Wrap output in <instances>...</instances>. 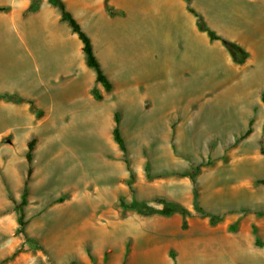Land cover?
<instances>
[{
	"label": "rangeland",
	"instance_id": "obj_1",
	"mask_svg": "<svg viewBox=\"0 0 264 264\" xmlns=\"http://www.w3.org/2000/svg\"><path fill=\"white\" fill-rule=\"evenodd\" d=\"M26 1L0 0V6L13 3L17 11L14 20L9 9L0 11V32L20 27ZM38 2L39 13L51 20L60 16L48 0ZM110 4L115 10H107L112 20L104 28L111 29V37L101 31L95 38V53L113 84L110 91L96 84L84 58V71L68 84L41 82L38 93L30 67L6 58V46L15 38L0 35V82L33 96L35 106L28 117L8 115L3 106L7 114L0 118V264H168L165 257L176 260L175 238L214 229L249 238L257 255L248 252L242 260L264 264V244H255L257 236L264 242V184L259 182L264 178V0H190L211 29L243 47L248 57L242 64L198 28L187 0ZM168 84L179 92L172 93ZM96 85L102 99L92 92ZM99 110L105 112L102 121ZM115 113L135 173L132 189L113 138ZM32 137L25 239L17 231L15 208ZM188 172L195 174V183ZM195 188L202 212L193 206ZM157 197L190 209L186 228L179 213L142 215L129 206L136 200L160 208ZM116 227L123 230L105 240L103 234ZM179 259L184 264L229 260L206 251Z\"/></svg>",
	"mask_w": 264,
	"mask_h": 264
},
{
	"label": "crops",
	"instance_id": "obj_2",
	"mask_svg": "<svg viewBox=\"0 0 264 264\" xmlns=\"http://www.w3.org/2000/svg\"><path fill=\"white\" fill-rule=\"evenodd\" d=\"M64 2L91 37L94 50L98 53L95 47L97 33L103 31L106 34L108 32L109 37L112 34L111 29L104 28L105 24L109 23L110 25L112 20L105 7V0H64ZM30 3L31 0L26 1V6L21 11L20 27L16 31H1L0 35L7 39L10 37L11 39L15 38L13 46H6L5 50L8 54L6 58L10 60L12 57L14 61L30 67L33 83L35 82L39 93L41 82L50 85V81H55L62 87L72 80V75L77 71L81 74L84 71L85 56L80 50V44L74 35L75 33L71 28L69 29L61 23L65 21H62L60 16L51 20L44 13H39L42 4H39L36 9L28 11L27 8ZM5 5L9 6L11 18L14 20L17 12L14 4L6 2ZM148 37L150 38V35ZM11 42L9 41V43ZM6 93L19 95L26 100L8 101L0 98V118H4L7 112H9L8 115L13 113H19L21 116L25 115V117L31 115L30 101L34 100L33 96L24 95V92L17 90L15 85L10 86V84L6 85L0 82V94ZM3 106L8 108L6 114H4ZM1 133H4V131ZM240 234L231 235L214 229L207 233L196 234L197 236L175 238L174 241L177 246L176 260L174 261L171 256L168 259L165 257V260L168 264H184L179 259L180 255L184 254L186 257L190 252L201 254L202 251H206L214 256L223 255L227 257L229 260L226 264H245L241 256L248 254V252L257 255V250L249 238L241 237ZM205 241H209V244H203Z\"/></svg>",
	"mask_w": 264,
	"mask_h": 264
},
{
	"label": "trees",
	"instance_id": "obj_3",
	"mask_svg": "<svg viewBox=\"0 0 264 264\" xmlns=\"http://www.w3.org/2000/svg\"><path fill=\"white\" fill-rule=\"evenodd\" d=\"M39 0H31L30 5L28 6L27 10H34L38 7ZM50 4L53 6H56L60 11V19L62 21H65L69 24L71 30L77 34L78 38L81 41L82 44V51L85 56V62L86 64L91 67L95 71V82L96 84H101L105 91H110L113 87V84L107 74L104 72L101 63L94 51L93 43L91 40V37L88 35V33L83 29L82 25L79 23V21L74 17L73 13L67 8L64 0H48ZM188 4L190 3V0H187ZM105 7L108 11L114 12V7L109 3V0H105ZM9 9V6L2 5L0 6V11H6ZM188 10L195 14L197 17V26L200 30L205 31L209 38L211 40H220L230 51V54L232 56V59L234 62L238 64H242L247 59L248 55L246 51L243 49L242 46L235 42H231L223 37H221L215 30L211 29L202 16L197 13L193 7L189 4ZM92 92L97 99H102L103 94L98 89L97 85L92 89ZM0 98H4L8 101H24L26 99H23L19 96L13 95V94H0ZM31 108L34 110L35 106L32 101H30ZM114 121L115 125L113 128V138L114 141L117 143L119 149L123 153V158L125 161V164L129 170L130 178L128 179V184L130 185V188L132 186V182L135 177V173L132 170L130 166V160L128 158V148L126 145V142L122 136L121 130H120V116L118 113L114 114ZM251 124V123H250ZM251 132V127L245 132V135H248ZM36 139L32 137L27 142V152L25 154L26 162H27V168L26 173L23 179L22 184V190L20 193V201L16 203L15 211L17 212V221H18V233H20L25 239H29L25 227L27 222L25 221V214H24V208L27 205L28 202V195H29V183L31 180V176L33 174V158H34V148H35ZM261 152L264 153V148H261ZM145 171L147 172V175H149L150 172V165L147 163L145 167ZM195 183L194 176L195 174L192 172H188L187 174ZM260 183L264 184V178L259 180ZM132 189V188H131ZM156 202L160 203L162 207L157 208L154 205L144 202V201H133L129 206L135 209L138 213L142 215H152V214H159L162 216H172L176 213H179L183 216V227L186 228L188 225V218L192 215L190 209L185 206L184 204L180 202H174V201H167L164 198L157 197L155 199ZM122 206H127L125 202L121 199L120 201ZM193 206L196 210L199 212H202V209L199 206L198 203V191L197 188L194 189L193 194ZM255 244L257 246H261L264 244V242L261 241V239L257 236ZM173 257V256H172Z\"/></svg>",
	"mask_w": 264,
	"mask_h": 264
},
{
	"label": "bare ground",
	"instance_id": "obj_4",
	"mask_svg": "<svg viewBox=\"0 0 264 264\" xmlns=\"http://www.w3.org/2000/svg\"><path fill=\"white\" fill-rule=\"evenodd\" d=\"M229 8V7H228ZM230 10H231V8H230ZM242 11V10H241ZM2 72V71H1ZM8 73V72H7ZM20 82V81H19ZM7 83V82H6ZM169 85V84H168ZM169 86H171L172 87V89H173V91H172V93H178L179 92V88L177 87V85H169ZM186 91H187V88H185V87H183V92H185L186 93ZM193 93H194V91H192ZM191 91H190V93H192ZM192 93V94H193ZM104 113L105 112H103L102 110H99V114L97 115L98 117H97V119H99V121H102V120H104ZM100 131H102V132H105V130H104V125L102 124V122H101V124H100ZM51 144V143H50ZM50 150H51V148H50ZM74 206H77L76 204L75 205H73V207ZM76 209V213L77 212H79L80 210H79V208H75ZM73 213H75V211L73 212ZM75 215V214H74ZM123 230V229H122ZM121 230V228H119V227H116L115 229H113L110 233H109V231H106L105 233H107V234H103V238L105 239V240H108L107 238L109 237H111V238H116L117 237V234H118V232L119 231H122ZM125 230V229H124ZM126 230H128V229H126ZM124 233V232H123ZM121 235V234H120ZM108 236V237H107ZM119 237V236H118ZM54 242H58V239H57V241H56V237L54 238V240H53V243ZM108 242H109V240H108ZM65 244H67V243H65ZM68 245V244H67ZM68 249H69V247H67Z\"/></svg>",
	"mask_w": 264,
	"mask_h": 264
}]
</instances>
